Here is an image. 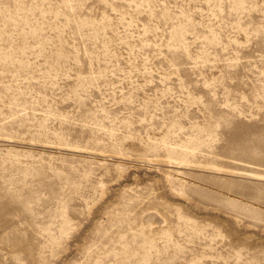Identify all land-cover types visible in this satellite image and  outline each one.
<instances>
[{
	"label": "rangeland",
	"instance_id": "obj_1",
	"mask_svg": "<svg viewBox=\"0 0 264 264\" xmlns=\"http://www.w3.org/2000/svg\"><path fill=\"white\" fill-rule=\"evenodd\" d=\"M0 264H264V0H0Z\"/></svg>",
	"mask_w": 264,
	"mask_h": 264
}]
</instances>
